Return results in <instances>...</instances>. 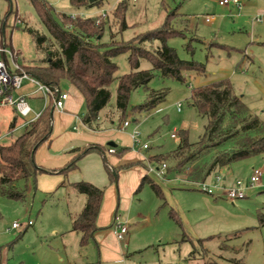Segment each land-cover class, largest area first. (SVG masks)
I'll use <instances>...</instances> for the list:
<instances>
[{
  "label": "rangeland",
  "instance_id": "obj_1",
  "mask_svg": "<svg viewBox=\"0 0 264 264\" xmlns=\"http://www.w3.org/2000/svg\"><path fill=\"white\" fill-rule=\"evenodd\" d=\"M45 1L53 8L56 17L58 13H79L83 18L105 19L107 26L103 43L110 42V35L115 40L129 41L139 34L160 28L168 13L178 9L181 16L175 19L173 27L186 36L173 38L168 43L176 49L180 59L194 60L206 66L204 75L186 73L185 83L163 79L159 73H155L148 88H139L132 93L125 120H130L131 125L127 129H123L125 122L116 109L118 81L111 85L112 98L104 110L105 116L113 122L107 125V129L111 130V139L103 146L107 150L111 147L109 144L114 143L121 150L122 145L131 143L132 148L121 155L110 154L107 150L108 162L118 172L117 182L104 188L106 205L101 220L103 226L99 228L97 236L95 234V241L82 250L81 256L88 261L93 260V264H101L102 250H110L112 256L121 248L127 254V264H264V225L261 224V218L264 220V154L231 165L232 178L246 182L254 169H263L262 187L235 204L225 197L216 198L190 185L201 182L191 174L199 163L207 165L215 153L202 158L190 169L179 171L175 170V161L161 158V155L167 156L179 147L181 132H188L191 144H196L203 136L207 119L198 114L191 100L192 90L202 85L229 79L236 95L243 97L253 114L264 121V3L240 0L241 8L233 9L221 6L220 0H167L165 10L161 0H125L129 3L126 21L130 28L120 34L112 26V12L123 0H104L102 8L81 10L72 7L71 0ZM10 5L9 0H0V16L5 18ZM12 7L14 12L8 17L5 30L9 48H15L20 54L17 62L21 67L42 65L44 57L38 54L30 31L36 30L49 36L47 29L32 0H13ZM207 16H213L214 21L207 23ZM17 19L22 25H17ZM158 45L160 43L155 42L147 47L153 50ZM128 57L129 54H122L114 59L119 68L118 77L131 72ZM151 69L149 61H141V70ZM26 84H29L28 81ZM70 86L68 81L60 85L62 91L69 92ZM151 90H167L165 101L149 112L135 111L134 108L146 102ZM34 96L35 99H29V103L36 112L41 111L44 106L42 95ZM180 103L181 112L178 111ZM54 117L57 120L56 113ZM14 119L18 124L25 120L11 109L0 108L2 143L24 132V128H19L12 137L4 138ZM77 127L75 132H80L81 127ZM136 129L140 133V144L134 146L131 134ZM175 130L178 135L173 139L171 135ZM115 134L119 137L114 138ZM145 144L147 150L143 149ZM48 150V147L41 146L36 152L35 161L47 156ZM129 151L142 155V161L128 164L132 161ZM97 154L102 158L104 170V159ZM116 160L120 162L116 163ZM162 164L168 166L164 180L158 181L148 176L161 186L163 197H159L149 183L138 192L140 182L135 183L139 169L146 171L149 165L158 167ZM94 168L97 169L93 161ZM222 169L212 177L221 173ZM212 177L207 180L209 183ZM65 178V185L52 194L36 190L31 180L27 184L24 200L0 195V246L6 245L10 250L7 257L4 255L7 264H15L17 253L31 249H35L38 257H46L44 259L47 261H55L58 255L63 254L58 242L62 235L55 236L53 231L63 234L65 229L70 228L71 219L80 215L86 203L83 195L71 187L67 176ZM169 181L173 182L167 186L166 182ZM215 194L218 196L220 192ZM116 218L124 225L130 222L129 232L123 240H117L114 234ZM30 221L33 223L31 226L28 225ZM16 222L21 226L18 230L13 229ZM26 226H29L27 233L20 239ZM236 233H239L238 237H234ZM68 234L63 241L70 250L73 247L70 243L73 235L70 234L74 233Z\"/></svg>",
  "mask_w": 264,
  "mask_h": 264
},
{
  "label": "trees",
  "instance_id": "obj_2",
  "mask_svg": "<svg viewBox=\"0 0 264 264\" xmlns=\"http://www.w3.org/2000/svg\"><path fill=\"white\" fill-rule=\"evenodd\" d=\"M166 1L161 0L165 10ZM9 2L11 5L1 30L3 43L7 47L9 44L5 30L8 17L14 12L13 0ZM32 2L49 36L36 30L30 31L38 54L44 57L43 64L22 67L31 76L57 92L62 91L60 85L63 81L73 85L85 99L84 123L86 125L91 126L98 121L101 112L111 101V85L116 81H118L116 109L125 122L132 93L139 88H148L155 78V73H159L163 79H172L179 83H185V74L188 72H195L197 75L206 74L204 64L194 60L180 59L176 49L168 43L173 38L186 36L173 27L175 19L181 16L178 9L168 13L160 28L139 34L129 41L115 40L110 35V42L103 43L102 39L107 26L105 19L74 18L66 13H58L56 17L53 8L45 0H32ZM70 2L76 10L102 8L104 5V0H96L93 3L90 0H71ZM128 7V1L123 0L112 12V26L120 34L130 28L126 21ZM155 42L160 43L155 49L151 50L147 47H151ZM215 45L227 48V46ZM11 49L14 50L12 47ZM122 54H129L131 72L118 77L119 68L114 59ZM19 55L16 56L17 59ZM142 60L149 61L152 69L141 70ZM166 96L167 90H151L146 102L134 110L149 112L163 103ZM191 100L198 114L207 119V125L203 136L196 144H191L188 132L183 131L180 134L179 147L167 156L161 155V158L165 157L166 160L176 162V171L190 169V166L197 165L202 158L215 153L207 165L199 163L194 170L195 173L191 174L196 180L205 182L222 168L264 154V121L253 114L242 97L236 95L229 79L217 80L194 88ZM53 121L54 110L51 105L37 121L26 126L19 137L7 143L0 142L1 196L24 200L28 189L27 184L31 180L35 184L37 177L43 174L58 173L68 176L78 169L79 161L92 152L102 155L111 182H117L118 172L116 168L110 166L106 157L110 147L107 150L99 145L86 147L68 165L58 170H48L38 166L35 155L43 144L51 140ZM17 125V119L13 120L9 131L14 130ZM2 134L0 130V137ZM126 151L128 150L123 149L122 153ZM146 183L150 184L159 197H163L159 185L148 175L142 179L138 192ZM20 186H23L21 190ZM71 187L86 198L85 207L80 215L72 218V230L81 234V247L84 248L95 241V234L99 230L97 219L105 190L84 181L71 184ZM261 224L264 225L262 218ZM238 236L239 233L234 235V237Z\"/></svg>",
  "mask_w": 264,
  "mask_h": 264
},
{
  "label": "crops",
  "instance_id": "obj_3",
  "mask_svg": "<svg viewBox=\"0 0 264 264\" xmlns=\"http://www.w3.org/2000/svg\"><path fill=\"white\" fill-rule=\"evenodd\" d=\"M257 1H262V3H264V0H257ZM249 2H252V0H249ZM233 9H237V8H233ZM72 15L74 17H77V16L82 17L79 13H74ZM13 49L16 50L15 48ZM25 83L23 87L15 94V96H18V95L27 96V99L29 102V99L31 98L35 99L34 98L35 96L33 93L36 91V87L33 86L30 82H28L29 84H26V85ZM70 89H71L70 92L63 91L69 94V99L66 103L65 111L64 112L54 111V114L55 113L57 114V120L54 117L53 133L51 136V140L42 145V146L48 147L49 149L47 151V156L40 157V159H37V162H36L38 166L43 167L48 170H58V169L64 168L84 148L89 147V146L93 147L96 145L104 147L103 145L105 144V142L111 139V137L109 136V134H111V132L109 133V131L111 130L107 129V125H109V122L110 123H113V122L111 120L110 121L108 120L107 116H105L104 111L101 112L100 117L96 123L92 124L91 126L86 125L84 123V118L86 114L85 109H84V112L81 113L82 112L81 110L85 107V99L83 95L73 85L70 86ZM5 109H10V108H5ZM37 112H40V111H37ZM21 125L22 123L18 124L16 128L20 127ZM77 126L81 127L82 130L80 132H75L76 130H78ZM132 134H131V139H132ZM113 137L118 138L119 136L115 134ZM130 145L131 143L128 145H122L123 148L121 150H118L119 148L118 145L111 146V147L116 150L115 154L121 155V154L127 153V151L125 153H122L123 149L131 150L132 147H130ZM133 152L129 151L128 155L132 156V161H129L128 164H135L136 162L139 163L140 161H142L141 159H143L142 155H140L139 153L137 154L135 152L133 154ZM93 161L96 164V168H97V169L94 168V170H93ZM119 162L120 160H116V163H119ZM112 168H115V167H112ZM220 172L224 175L228 183H232L235 181L234 177L232 178L233 172H232L231 165L223 168ZM137 173L138 175L136 176V183H135L136 185L139 182L141 183L142 179L145 176H147V170L143 171V169L142 170L139 169ZM65 177H66L65 175L58 174V173L54 175H48V174L40 175L37 177L36 182H35V187H37L36 190L38 191L41 190L45 194H52L54 192H57V190H59L61 186H64L63 184H65L64 182L66 180ZM67 178L70 184H75V183L84 181V182H89L95 185L96 187H99L102 189L106 188L107 185L112 186V184H114L111 182V179H109V176L106 173L105 169L103 170L102 158L96 152H92L84 156L79 161L78 169L71 172L67 176ZM171 182L173 181L166 182L167 186H169ZM83 197H84L83 199L86 202L85 196ZM105 202L106 201L104 197V200L101 206V211L97 219L98 229L102 228L103 226L101 223V220H102V215L104 213V207H105L104 205H106ZM129 224L130 222L128 221V225ZM70 225H71L70 228L65 229V232H63V234L59 233L57 230L53 231V235L55 236L62 235L60 240H58V242L59 244H61L60 246H62V249H63V252H62L63 254L58 255L55 261H53V259H49V261H47L46 259H44L46 257L44 258L38 257L35 253V249H31L25 253H17L14 257V263L15 264H93V260L89 259L90 261H88L86 260V258H83L80 254L82 250L86 248L90 243H93V241L90 242L86 247L84 248L81 247V234L74 232L72 230L73 229L72 219H71ZM28 228L29 226H26L25 230L21 232L20 239L25 236ZM70 232L74 233V234H70V235H73L70 238V243L75 248V250H72L73 247H71V249L69 250L67 244L65 243V240L63 241V237H67L65 235L66 234L69 235L68 233ZM99 232H100L99 230L96 232V236ZM114 234H115L116 239L119 240L116 234V229H115ZM109 251L110 250H105L104 252V250H102V252L100 253L101 264H127L126 262L127 260H125L127 254L124 252L123 249L118 248L116 250L118 252H116L115 254L112 253V256H111V252ZM0 252H1L0 253V264H7V259L4 258V255L7 257L8 252H10L8 246L1 245Z\"/></svg>",
  "mask_w": 264,
  "mask_h": 264
},
{
  "label": "built area",
  "instance_id": "obj_4",
  "mask_svg": "<svg viewBox=\"0 0 264 264\" xmlns=\"http://www.w3.org/2000/svg\"><path fill=\"white\" fill-rule=\"evenodd\" d=\"M219 3L221 6H229L231 8L238 9L241 8L240 0H220ZM104 16H106V14H104ZM5 21V18L0 16V108H10L18 116L25 119L20 127L9 131L4 136V138H8L12 137L14 132L17 131L19 128H25L29 124L37 121L42 116L43 112L51 105L53 106L54 111L64 112L66 108V103L69 99V94L63 91H55L50 86L31 76L21 67V65H19L16 58L18 52L5 46L1 37V30L4 27ZM205 21L207 23H211L212 21H214V17L207 16L205 17ZM258 21L261 20L259 19ZM17 25H22V22L19 19H17ZM26 81L30 82L33 86L36 87V91L33 94L42 95L44 106L40 112H35L33 107L28 102L27 96H15L16 92H18L23 87ZM178 111H182L181 103L178 104ZM130 125L131 121L129 120L124 123L123 129H127L128 127H130ZM177 135V131L175 130L171 137L173 139H176ZM139 137V131L137 129L134 130L132 134L134 146L140 144V141L138 140ZM2 139L3 136L0 137V142L2 141ZM143 149L147 150L148 146L146 144L143 145ZM109 153L115 154L116 150L110 147ZM167 172V164H162L158 167H152L151 165H149L147 169V175L153 176L158 181L164 180ZM262 178L263 169L256 168L253 170L252 175L250 176L247 182L242 179H237L232 183H228L224 175L222 173H219L212 177L211 183L205 181L200 183H191L190 185L198 189L199 191L214 196L216 198L225 197L228 201L235 204L240 200L246 199L250 192L254 191L259 187H262ZM216 192H220L221 196H219L220 194L216 196ZM32 224V221L28 223L29 226H31ZM128 226V224L124 225L122 222L119 221L118 218H116L115 229L119 240L124 239L125 235L128 234ZM20 227L21 226L18 222L13 224V229H18Z\"/></svg>",
  "mask_w": 264,
  "mask_h": 264
},
{
  "label": "water",
  "instance_id": "obj_5",
  "mask_svg": "<svg viewBox=\"0 0 264 264\" xmlns=\"http://www.w3.org/2000/svg\"><path fill=\"white\" fill-rule=\"evenodd\" d=\"M94 1H96V0H90L91 3H93ZM109 146H115V144L114 143H110Z\"/></svg>",
  "mask_w": 264,
  "mask_h": 264
}]
</instances>
